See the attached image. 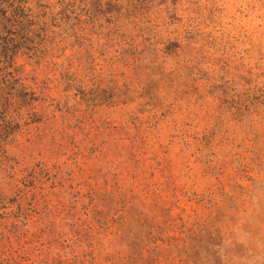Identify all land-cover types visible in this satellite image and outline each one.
Returning a JSON list of instances; mask_svg holds the SVG:
<instances>
[{"label": "rangeland", "instance_id": "1", "mask_svg": "<svg viewBox=\"0 0 264 264\" xmlns=\"http://www.w3.org/2000/svg\"><path fill=\"white\" fill-rule=\"evenodd\" d=\"M0 25V264H264V0Z\"/></svg>", "mask_w": 264, "mask_h": 264}, {"label": "trees", "instance_id": "2", "mask_svg": "<svg viewBox=\"0 0 264 264\" xmlns=\"http://www.w3.org/2000/svg\"><path fill=\"white\" fill-rule=\"evenodd\" d=\"M14 11H15V12H14L15 14H17V13H22V12L25 11V10H24V6L21 4V5H19ZM17 22H20V20L17 19V21H14L13 24L17 25ZM0 27H1V25H0ZM1 29H2V28H1ZM3 31H4V30H3ZM0 36H2L1 33H0ZM6 50H8V49H6ZM6 53H7V51H5V53H4L1 57L5 58V59H8V58H7L8 55L5 57Z\"/></svg>", "mask_w": 264, "mask_h": 264}]
</instances>
